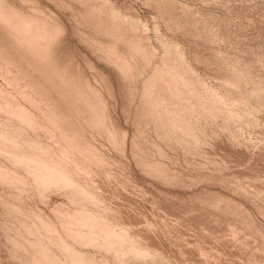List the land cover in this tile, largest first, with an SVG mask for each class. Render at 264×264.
Instances as JSON below:
<instances>
[{"label":"rangeland","instance_id":"rangeland-1","mask_svg":"<svg viewBox=\"0 0 264 264\" xmlns=\"http://www.w3.org/2000/svg\"><path fill=\"white\" fill-rule=\"evenodd\" d=\"M0 264H264V0H0Z\"/></svg>","mask_w":264,"mask_h":264},{"label":"bare ground","instance_id":"bare-ground-1","mask_svg":"<svg viewBox=\"0 0 264 264\" xmlns=\"http://www.w3.org/2000/svg\"><path fill=\"white\" fill-rule=\"evenodd\" d=\"M175 74V73H174ZM175 85V84H174ZM150 90V89H149ZM181 91V90H180ZM211 93V92H210ZM213 96V95H212ZM156 105H158V104H156ZM217 106V105H216ZM220 108V107H219ZM23 111V110H22ZM20 113V112H19ZM28 113V112H27ZM169 113V112H168ZM174 115H176V114H174ZM175 118V117H174ZM176 119V118H175ZM182 120H183V118H182ZM166 123V122H165ZM178 124V123H177ZM18 159H20V158H18ZM61 159V158H60ZM33 160V162H35V166L32 168L31 166H30V169H32V171L34 170V174H35V177H36V173L37 174H39L38 176H39V179L41 178V182L42 183H44V182H52V181H54L55 183H58L60 186L63 184H65V185H67V187H68V185L69 184H72V183H74L73 182V180H72V178L70 177L71 176V174L69 175L67 172H66V170L65 171H63V169L61 168H57V167H55V165L53 166V165H48V164H46V163H44L42 160H38V159H32ZM32 162V163H33ZM65 163V162H64ZM28 164V163H27ZM63 164V163H62ZM28 165H32V164H28ZM65 165V164H64ZM71 169V168H70ZM38 176L36 177L37 179H38ZM74 179V178H73ZM40 181H39V183H40ZM53 183V182H52ZM47 184V183H46ZM50 184V183H49ZM66 187V186H65ZM72 189V188H71ZM80 194V193H79ZM80 197V196H79ZM83 197V196H82ZM109 209V208H108ZM82 214H84V213H82ZM86 214H89V213H86ZM85 214V215H86ZM84 216V215H83ZM79 217L78 216V218H76L75 220L76 221H79V222H81L82 224H86V223H88V221H89V219L88 218H84V217ZM88 216V215H87ZM92 216V215H91ZM88 217H90V215L88 216ZM94 217V216H93ZM92 217V218H93ZM97 217V216H96ZM96 217H94V218H96ZM98 218V217H97ZM91 219V218H90ZM99 219V218H98ZM97 219V220H98ZM92 220H94V219H92ZM96 220V221H97ZM93 222H95V221H93ZM90 224V223H89ZM87 225V224H86ZM105 226H107L108 227V225H105ZM107 227H106V229H107ZM237 227V226H236ZM105 228V227H104ZM111 229V228H110ZM237 229H239V228H237ZM105 230V229H104ZM108 230V229H107ZM107 230H105V234H106V231ZM113 230V229H112ZM234 230V229H233ZM111 231V230H110ZM110 231L108 230V232H109V235H110ZM235 231H236V229H235ZM107 232V233H108ZM113 233H114V231H113ZM118 233V232H117ZM111 234H112V232H111ZM109 235H107V236H109ZM116 235H119V234H116ZM111 236V235H110ZM114 235L112 234V236L111 237H113ZM120 236V235H119ZM115 237V239L116 238H120V237H116V236H114ZM122 237V236H121ZM125 237V236H124ZM124 237H122V239H124ZM108 239V238H107ZM133 239V238H132ZM126 240V239H125ZM122 241H124V240H122ZM121 241V239H116V241H111V239H110V237H109V241H108V243H107V245H114V243L115 244H117V249L118 250H121V252L122 251H124L123 249H126L127 248V245H125V241L124 242H122ZM130 241H131V239H130ZM132 242V241H131ZM127 244V243H126ZM129 244V243H128ZM130 245V244H129ZM128 245V246H129ZM132 245H134V244H132ZM124 246H126V248L124 247ZM131 247V246H130ZM130 249V248H129ZM128 249V250H129ZM140 249L141 248H139L138 246H133V247H131V250H133L134 252L136 251V253H138V252H141L140 251ZM144 249V248H143ZM70 250V249H69ZM127 250V249H126ZM72 252V251H71ZM134 252H133V254H134ZM130 253V252H129ZM132 253V252H131ZM143 253V252H142ZM43 254H45V253H43ZM42 254V255H43ZM135 255V254H134ZM143 255V254H142ZM45 256H46V254H45ZM48 256V255H47ZM42 257V256H41ZM49 259H50V257H48ZM42 259V258H41ZM46 259V258H45ZM44 260V259H43ZM46 261H48V260H46ZM78 261H80V259L78 260ZM49 262H50V260H49Z\"/></svg>","mask_w":264,"mask_h":264}]
</instances>
